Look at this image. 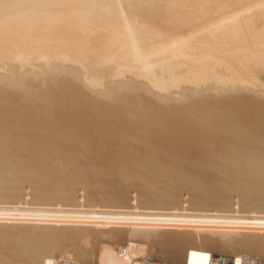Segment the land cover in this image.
<instances>
[{
	"label": "bare ground",
	"instance_id": "obj_1",
	"mask_svg": "<svg viewBox=\"0 0 264 264\" xmlns=\"http://www.w3.org/2000/svg\"><path fill=\"white\" fill-rule=\"evenodd\" d=\"M28 263L264 264V0H0V264Z\"/></svg>",
	"mask_w": 264,
	"mask_h": 264
},
{
	"label": "rangeland",
	"instance_id": "obj_2",
	"mask_svg": "<svg viewBox=\"0 0 264 264\" xmlns=\"http://www.w3.org/2000/svg\"><path fill=\"white\" fill-rule=\"evenodd\" d=\"M209 253H210L211 255H210ZM209 253H208V255L212 256L213 259L215 258V260H221L222 258H225V257L228 256V255L223 256L224 254L217 253L216 251L209 252ZM213 255H214V256H213ZM230 256H232V255H229V256L227 257V260H231V257H230ZM28 264H32V263H28Z\"/></svg>",
	"mask_w": 264,
	"mask_h": 264
}]
</instances>
